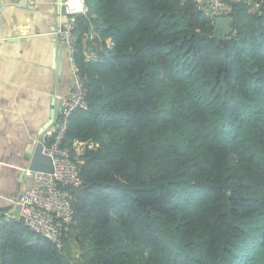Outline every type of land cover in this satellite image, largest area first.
I'll use <instances>...</instances> for the list:
<instances>
[{
	"label": "trees",
	"instance_id": "obj_1",
	"mask_svg": "<svg viewBox=\"0 0 264 264\" xmlns=\"http://www.w3.org/2000/svg\"><path fill=\"white\" fill-rule=\"evenodd\" d=\"M84 5L74 217L60 249L4 222L0 264H264V0L237 3L223 40L192 0Z\"/></svg>",
	"mask_w": 264,
	"mask_h": 264
},
{
	"label": "crops",
	"instance_id": "obj_2",
	"mask_svg": "<svg viewBox=\"0 0 264 264\" xmlns=\"http://www.w3.org/2000/svg\"><path fill=\"white\" fill-rule=\"evenodd\" d=\"M59 5L60 0H0V213L30 187L24 168L51 113L72 88L68 51L54 33L71 16ZM82 42L85 60L95 58L99 35L91 30Z\"/></svg>",
	"mask_w": 264,
	"mask_h": 264
},
{
	"label": "built area",
	"instance_id": "obj_3",
	"mask_svg": "<svg viewBox=\"0 0 264 264\" xmlns=\"http://www.w3.org/2000/svg\"><path fill=\"white\" fill-rule=\"evenodd\" d=\"M195 8L209 18L214 25L216 18H231L237 3L257 7L261 0H192ZM65 11L71 16L70 24L58 26L54 33L61 46L68 51L73 84L70 92L59 101V109L41 133L40 162L24 168L31 178L29 188L9 201V206L0 213V226L4 222H22L31 231L62 247L65 228L74 217L72 189L81 186L77 161L72 159L70 148L63 147L69 115L86 105L83 81L79 75L73 52L75 48L74 18L85 13L84 0H63ZM82 5V8L79 7ZM232 19V18H231ZM53 122V123H52ZM54 124V128L47 129ZM84 142L75 140V155L82 153ZM35 151V150H34ZM34 155V153H33ZM33 156L31 157L32 161Z\"/></svg>",
	"mask_w": 264,
	"mask_h": 264
},
{
	"label": "water",
	"instance_id": "obj_4",
	"mask_svg": "<svg viewBox=\"0 0 264 264\" xmlns=\"http://www.w3.org/2000/svg\"><path fill=\"white\" fill-rule=\"evenodd\" d=\"M60 11L64 12L65 10V5L63 4V1L60 0ZM232 19L230 17L228 18H216L215 23H214V36H216V38L218 40L220 39H225L233 30L232 25H231ZM54 117V113H51V120ZM51 121H49L50 123ZM49 123L44 126L43 129H45ZM42 133V132H41ZM41 140L39 139L35 145V151H34V155L32 158V163H31V167L34 165V163H39L40 162V158L42 157L40 155V149H41Z\"/></svg>",
	"mask_w": 264,
	"mask_h": 264
},
{
	"label": "rangeland",
	"instance_id": "obj_5",
	"mask_svg": "<svg viewBox=\"0 0 264 264\" xmlns=\"http://www.w3.org/2000/svg\"><path fill=\"white\" fill-rule=\"evenodd\" d=\"M70 246L71 247H73V249H72V251L74 252V254H76V256H79V251H78V249H77V246L75 245V243L74 242H70Z\"/></svg>",
	"mask_w": 264,
	"mask_h": 264
},
{
	"label": "clouds",
	"instance_id": "obj_6",
	"mask_svg": "<svg viewBox=\"0 0 264 264\" xmlns=\"http://www.w3.org/2000/svg\"><path fill=\"white\" fill-rule=\"evenodd\" d=\"M79 7H81V8H82V5H80ZM85 10H86V7H85Z\"/></svg>",
	"mask_w": 264,
	"mask_h": 264
}]
</instances>
